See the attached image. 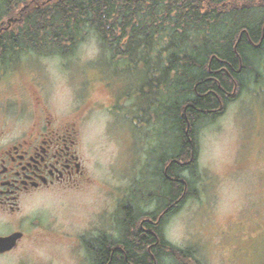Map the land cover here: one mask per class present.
<instances>
[{
    "label": "rangeland",
    "instance_id": "374dc122",
    "mask_svg": "<svg viewBox=\"0 0 264 264\" xmlns=\"http://www.w3.org/2000/svg\"><path fill=\"white\" fill-rule=\"evenodd\" d=\"M110 56L92 33L71 56L31 52L0 68V108L22 99L27 108L25 100L42 95L60 115L87 109L83 149L92 179L78 190L41 195L43 222L77 229L104 221L111 229L120 194L135 190L137 205L150 206L163 192L155 172L175 143L172 127L149 122L148 69ZM259 76L198 131L202 178L196 195L169 216L166 232L172 244L195 254L199 263L191 264H264V58ZM38 240L0 264L81 262L69 244Z\"/></svg>",
    "mask_w": 264,
    "mask_h": 264
},
{
    "label": "trees",
    "instance_id": "16d2710c",
    "mask_svg": "<svg viewBox=\"0 0 264 264\" xmlns=\"http://www.w3.org/2000/svg\"><path fill=\"white\" fill-rule=\"evenodd\" d=\"M92 33L114 61L148 69L143 92L150 100L149 122L166 121L175 139L155 172L163 191L157 200L162 206L178 201L179 210L202 178L199 129L259 83L264 0H0V68L31 52L71 56ZM155 242L152 236L140 244L126 242L128 260L120 249L112 258L111 246L101 245L96 258L154 264L147 246ZM165 243L163 257L159 245L152 248L159 263H199L190 249Z\"/></svg>",
    "mask_w": 264,
    "mask_h": 264
},
{
    "label": "flooded vegetation",
    "instance_id": "af4514ba",
    "mask_svg": "<svg viewBox=\"0 0 264 264\" xmlns=\"http://www.w3.org/2000/svg\"><path fill=\"white\" fill-rule=\"evenodd\" d=\"M25 101L27 108L24 99L7 102L0 108V237L20 234L14 246L0 252V257L44 238L63 241L79 251L82 259L78 264H106L96 258L101 245L111 246L112 258L120 249L128 260L125 243L140 244L152 236L156 242L147 246V252L154 264H161L152 248L159 245L162 257L168 252V219L177 212L178 201L165 206L158 200L150 206L137 205L135 190L120 194L112 230L104 221H86V225L73 229L41 220V195L78 190L92 179L83 149L82 126L87 109L77 106L72 115H60L42 95ZM13 103L15 107L10 108ZM108 109L112 111V107ZM167 170L168 166L166 177Z\"/></svg>",
    "mask_w": 264,
    "mask_h": 264
},
{
    "label": "water",
    "instance_id": "95a60500",
    "mask_svg": "<svg viewBox=\"0 0 264 264\" xmlns=\"http://www.w3.org/2000/svg\"><path fill=\"white\" fill-rule=\"evenodd\" d=\"M19 236L20 234H15L8 237H0V252L11 249L15 244L16 238Z\"/></svg>",
    "mask_w": 264,
    "mask_h": 264
}]
</instances>
